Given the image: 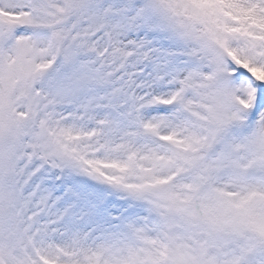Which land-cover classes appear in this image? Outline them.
I'll use <instances>...</instances> for the list:
<instances>
[{
  "label": "snow or ice",
  "instance_id": "snow-or-ice-1",
  "mask_svg": "<svg viewBox=\"0 0 264 264\" xmlns=\"http://www.w3.org/2000/svg\"><path fill=\"white\" fill-rule=\"evenodd\" d=\"M0 264H264V0H0Z\"/></svg>",
  "mask_w": 264,
  "mask_h": 264
}]
</instances>
